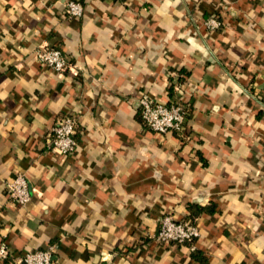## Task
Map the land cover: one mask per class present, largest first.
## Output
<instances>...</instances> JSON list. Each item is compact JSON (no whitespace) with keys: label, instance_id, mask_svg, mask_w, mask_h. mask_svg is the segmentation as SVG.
<instances>
[{"label":"crops","instance_id":"1","mask_svg":"<svg viewBox=\"0 0 264 264\" xmlns=\"http://www.w3.org/2000/svg\"><path fill=\"white\" fill-rule=\"evenodd\" d=\"M66 1L0 0V264L49 245L55 264H264V0H78L73 18ZM40 44L74 72L37 62ZM144 92L186 100L185 129H146ZM65 114L66 155L49 143ZM19 173L22 205L4 186ZM164 214L200 236L154 240Z\"/></svg>","mask_w":264,"mask_h":264},{"label":"built area","instance_id":"2","mask_svg":"<svg viewBox=\"0 0 264 264\" xmlns=\"http://www.w3.org/2000/svg\"><path fill=\"white\" fill-rule=\"evenodd\" d=\"M84 12V5L78 0H67L64 3V13L68 18L79 17ZM207 29L221 28L222 21L215 14L204 19ZM34 58L42 66L61 74L67 70L74 72V67L64 52L47 44H40ZM139 113L142 125L157 133L165 134L170 131L182 132L187 124L189 110L186 100L173 97L166 102L158 100L148 93L140 94L138 98ZM264 106V103H262ZM77 117L74 114H65L59 117L51 127L49 134L50 147L62 154L72 153L77 145ZM6 194L14 204H25L31 199L33 189L23 173L17 174L5 182ZM200 236L198 224L190 219H177L171 214H164L160 218L159 228L151 237L158 242H172L183 244L192 242ZM54 245L25 252L18 260L24 264H55ZM8 248L0 245V256H5Z\"/></svg>","mask_w":264,"mask_h":264},{"label":"trees","instance_id":"3","mask_svg":"<svg viewBox=\"0 0 264 264\" xmlns=\"http://www.w3.org/2000/svg\"><path fill=\"white\" fill-rule=\"evenodd\" d=\"M188 209L191 210V212H201L202 210H206V211L208 210L207 207L199 206V205H196L195 203L189 204Z\"/></svg>","mask_w":264,"mask_h":264}]
</instances>
